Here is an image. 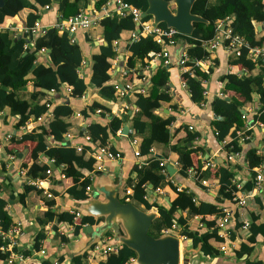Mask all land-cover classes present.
Listing matches in <instances>:
<instances>
[{
  "label": "trees",
  "instance_id": "1",
  "mask_svg": "<svg viewBox=\"0 0 264 264\" xmlns=\"http://www.w3.org/2000/svg\"><path fill=\"white\" fill-rule=\"evenodd\" d=\"M95 13L101 11L110 0H93ZM171 1V0H169ZM89 0H61L59 3V13L62 18L76 16L81 10L86 9V3ZM125 2L146 10L148 7L147 0H125ZM53 0H5V4L0 8V112L7 111L10 116L16 117L15 126L17 128L26 127L31 118H35L40 124L29 129L27 132L19 136H11L8 145L12 143H24L28 141L35 142V146L31 152V163H21L20 169L26 172L28 177L36 179L37 177H45L46 170L49 167L47 163L39 165L38 159L44 154L48 160H52L59 167L64 163H73L69 168L63 170L65 178L72 177L75 181L72 185L66 187V193L78 200H87L90 195L87 187L92 184L90 176L95 172L98 165L92 155V151L100 146H108L109 150L117 153L109 144L111 137L115 136L117 131L121 129L125 120L122 117L110 115L107 123L91 121L86 128L78 127L79 135H89L91 142L89 144H79L82 146L80 152L77 151V145L71 144L66 146V135L72 133L74 128L73 118L74 110L70 102L58 104L50 111V105L54 98L52 95L42 91L59 92L63 84L68 85L72 89L74 96H81L87 91L89 83L99 88V94L106 100L118 101L119 94H115L114 87L107 85L110 78L109 70L113 67V61L117 57L115 42L119 43L122 34L131 33V42L128 44L130 56L127 60L128 72L125 74L130 79L131 74H135L137 79L146 77L148 80V93L146 95L137 94L135 104L137 111L131 116L132 131L130 137L138 138V146L140 155H150L151 149L155 144L170 146L171 150L179 156L178 162L181 165L180 173L187 175V169L193 168L197 170L195 179L198 183L206 179L208 182L216 180L218 182V201L226 199L232 200V193L235 186V171L231 162H227L225 166H221L218 170L213 171L211 168L203 169L201 161L198 166L194 167L192 154L201 150L194 147L193 143L197 136V132H191L188 127L183 131L186 133L173 143V131L169 127L175 116L162 117L155 114V110L161 108L165 101H169L167 84L170 80V66L163 65L158 61L150 75L145 73L146 66L151 65L154 60V54L160 51V45L152 36L139 34L135 36L136 23L131 14L125 16H103L96 25L102 28L103 39L106 45L101 44L98 47L97 54L92 56V76L90 82L87 83L84 77L80 76L84 56L80 45L72 40L73 36L64 31L59 33L55 27H51L41 34H38L32 42L33 35L31 29L38 23L40 13L43 8L50 7ZM39 6L41 8H39ZM25 9L30 10L25 19L24 30L19 36H12L10 30H4L6 23L20 15ZM192 12L207 20V22L195 23V29L191 36L179 34V38L188 43L186 52L190 60H201L209 55L206 48L203 47L204 41H209L220 32L219 22L231 20L229 27L233 35H237L245 39L250 46H263L264 34L260 36V31L256 29V23L264 22V0H196L192 7ZM151 19L147 16L145 20ZM165 27V24H160ZM226 40V44H228ZM48 49L51 65L47 66L44 62H38L40 51ZM249 49L243 47L240 55L231 53L229 64L238 69L231 70L221 77L224 83L223 93L226 97L218 96L212 101V110L214 118L212 125L218 138L223 142L228 136L233 137L236 141L235 150H241L238 146L237 130H242L247 123L242 116L246 115L243 111L246 104H253L254 97L258 96L259 106L254 113L253 119L256 123L264 124V60L259 59L252 61L248 57ZM192 61L188 62L191 65ZM259 69L257 74H253L255 69ZM242 69H247L248 74H243ZM211 69L196 68V74L191 75L184 72L183 81L188 85L192 100L200 104L205 101L203 79L208 78ZM134 84V81H131ZM5 85L7 89L1 86ZM28 87H32L31 90ZM136 87V86H135ZM229 91H235L239 97L229 95ZM229 97L230 100L226 98ZM101 109V116L110 111L99 102H94L88 107L81 110L80 116L77 118L89 119ZM51 113L52 115H49ZM108 114V115H109ZM182 129V128H181ZM252 128L248 127L246 134L252 133ZM53 137V144L49 143L48 137ZM190 144V145H189ZM8 145H5L7 147ZM6 153L15 155L16 150L6 148ZM160 160L152 156L147 164L136 166V180L130 179L128 186L133 187L132 195L120 193L119 198L122 202H131L144 211L152 208L157 210L158 216L153 220L149 229V234L155 238L164 235L166 229H170L174 223L178 229L173 231V235L187 236L192 238L193 246H199L203 256H213L219 253L218 249L210 242L212 239L224 243V239L219 236L218 219L225 215V211L219 209L217 205L201 202H194L195 194L187 191L178 192L177 197L168 207L160 202H150L148 200L151 191L158 188L163 189L168 184L167 175L162 172ZM246 160L251 172V180L245 185L247 191H252L255 183L257 172L253 171L255 167L264 166V154H258L256 148H251L246 155ZM1 169L5 171L6 162H2ZM81 179H83L81 181ZM81 181V182H80ZM152 185L151 188L148 186ZM5 181H0V193H6ZM175 189V188H174ZM42 190L25 182L22 192L15 193L11 191L8 194L9 199L20 202L23 207L27 205L28 195ZM43 194V192H42ZM44 195V194H43ZM45 196V195H44ZM46 197V196H45ZM8 198L0 195V229L7 232L16 225L13 214L9 210ZM48 198V197H47ZM47 205L49 208L41 217H38L40 229L34 239V249L39 250L41 243L47 238L45 226L53 221L65 222L73 227L74 234H79L85 225H98L100 218L91 215H82L81 218L74 219V215L68 211H54L55 197L48 198ZM257 210L242 207L237 208L233 212L232 221L233 228H229L230 240L236 243L237 257L241 258L250 255L253 250V244L258 236L264 239V195L254 198ZM187 211V220L197 215H214L215 221L205 222L209 227H214L211 232L198 234L189 229L188 222L185 218L176 217L177 211ZM246 221L250 222L249 236L247 242L241 241L236 234L238 229L242 228ZM63 243H67L69 238L66 234L59 235ZM114 236V232L109 230L105 237ZM238 236V237H237ZM7 244L0 236V246ZM25 256L32 253L30 250H18ZM89 252V251H88ZM84 252L72 258V264H133L137 257V253L125 245H122L117 252H109L106 254L96 255L89 260V253ZM9 252L0 250V261H5L9 257ZM247 264H255L250 260ZM42 264H51L50 261H43ZM260 264V263H256Z\"/></svg>",
  "mask_w": 264,
  "mask_h": 264
},
{
  "label": "crops",
  "instance_id": "2",
  "mask_svg": "<svg viewBox=\"0 0 264 264\" xmlns=\"http://www.w3.org/2000/svg\"><path fill=\"white\" fill-rule=\"evenodd\" d=\"M116 6V0H110L108 4L99 12L95 13L94 10V1L89 0L86 3V9L81 10L85 16L92 18L97 17L98 19L103 16H112ZM30 10L25 9L20 15H17L13 19L9 20L4 30H10L12 36L21 35L24 29V23L22 20L25 19L26 15ZM66 19V18H64ZM232 20V19H231ZM231 20L226 22H219V28L223 24H226V27H229ZM61 21V15L59 13V3L53 2L50 7H45L40 13L38 24L41 27V30L38 34L43 33L51 27H55L56 24ZM256 29L264 34V22L256 23ZM222 31V30H221ZM34 35L32 39L31 46L33 41L37 37ZM137 34V28L136 32ZM74 41H76L83 52V62L79 70L80 76L84 77L86 82L89 83L93 70H92V56L97 54L98 47L103 44L106 45V41L103 39L102 28L96 26L94 28H79L75 33L72 34ZM131 33L125 32L122 34L121 39L118 42H115L117 57L113 61V67L109 70L110 78L107 81V85L114 87L116 91L115 94H119L120 98L118 101L106 100L102 98L99 94V88L89 83L87 91H85L81 96H74L72 93H69L66 84L61 86L59 92H54L58 96H53L54 100L51 103L50 111H52L56 105L63 104L65 102H70L75 113L80 112L84 108L93 104L94 102H99L104 105L109 111L105 116H101V113L96 112L91 118H73L74 128H72V139L70 138L71 144H89V141H86L84 136L79 135L78 127L86 128L87 124L91 121L107 123L111 118L110 115L114 116L127 117L126 123L124 122L121 129L125 124L128 125L130 133L132 131V121L131 116L136 112L137 106L135 104L137 94L146 95L148 93L147 84L148 80L142 81V78L137 79L135 74H131L130 79L126 78V73L128 72L127 60L130 56L128 50V44L131 42ZM188 43L179 38L178 43L175 46H170V57L172 61L170 69V80L167 84L168 94L170 97L169 101L162 103L161 108L155 110V114H158L162 117H170L171 115L175 116L169 126L173 131V143L176 142L181 137H184L186 133L183 131L185 127H188V130L191 132H197V136L194 140L193 146L201 148L197 153L192 154L193 166H198V161H201L203 169L208 167L211 170L216 171L221 166H225L229 162V155L234 153L236 147V141L233 137L228 136L223 142L217 136V133L214 130L212 125V120L214 118V112L212 110V101L220 96V93H223L224 83L221 81V77L230 72L231 70H236L238 68L233 67L229 64L231 59V52L224 48L223 46H217L216 48L210 49L208 46H203L209 52V55L200 61L202 62V69H211V72L208 74V78L203 82L205 89V101L197 104L192 100V94L188 85L183 81L182 75L183 71L179 66V58L183 51H186ZM210 49V50H209ZM50 51L47 49L44 53H41L38 62H44L47 66L51 65L49 59ZM156 66V63L151 62L150 69L146 70L145 73L150 75L153 72V68ZM124 68L123 71H121ZM244 69H242L243 71ZM241 71V72H242ZM259 69H255L253 74H257ZM134 81L136 87L126 91L124 85L129 82ZM118 88V89H117ZM29 90L32 87H28ZM225 95V93H224ZM229 95H233L240 98V95L235 91H229ZM226 97V95H225ZM229 98V97H228ZM258 96L254 97L253 104H246L243 111L246 113V124L242 130H237L236 135L238 136V146L241 150L237 152L239 155L231 161L233 165V170L235 171V186L234 191L239 189L240 192L248 195L247 198V208L251 210H257L258 206L254 202V198L257 196L262 197L264 193L258 192L254 187L252 191H247L245 185L251 180V172L248 162L246 160V155L251 148H256L258 154H264V124L254 122L253 116L257 111L259 106ZM74 113V115H75ZM109 114V115H108ZM251 121L254 122V126H251ZM16 117L10 116L7 114V111L0 112V181H5L6 193H3L5 198H8V194L11 191L15 193L22 192L26 182V176L21 173L20 164L21 163H31V152L35 146V142L28 141L24 143H12L8 145V140L11 136H19L34 126L40 124L35 118H31L27 129L25 127L17 128L15 126ZM190 126L193 129H190ZM248 127L252 128V133L248 136L246 141H242L241 137L246 134ZM182 128V129H181ZM129 133V134H130ZM128 135L117 134L110 138L109 144L115 149L118 154L116 160H107L103 164L102 168L112 173L115 178H119L123 183L120 193L124 194V190L129 187L128 182L130 179L136 180V172L134 171L136 166H142L147 164L149 158L152 156L157 157L161 160H166L167 165L173 166L175 161H178L179 156L176 152L171 150L170 146L158 145L155 144L152 147L150 155H136V151L139 150V144H134L133 140L138 138H132ZM49 143L53 144V137L49 136ZM67 140V139H66ZM138 141V140H137ZM5 145H8L5 147ZM6 148L9 150H16L18 152L17 157L13 160L5 152ZM15 156V155H14ZM2 162H6V169L3 171L1 169ZM39 165L47 163L52 169V176L37 177V178H46L43 180V185L47 190H49L55 199L54 211L57 212H71L72 210H79V205L83 200H78L71 197L66 193V187L70 184L72 185L75 181L72 177L68 179L60 178V173L63 172L66 168H69L73 163H64L63 165L57 167L52 160H48V157L42 154L37 162ZM54 164V167L51 166ZM174 167V166H173ZM175 168V167H174ZM181 165L176 167V172L171 176L168 172L167 176V186L162 189V192L151 191L148 197L150 202L156 201L160 202L168 207H171L172 202L178 195L180 191L193 192L195 194L194 202L199 204L201 202L211 203L217 205L219 209H232L235 211V205L228 199L218 201V182L216 180L212 181L214 186H204L197 182L192 176L181 175L180 173ZM255 172H262L264 177V166L255 167L253 169ZM36 178V179H37ZM94 179L91 184V191L89 195L91 196L93 192V187L97 176L94 175ZM83 179H81L82 181ZM80 181V182H81ZM152 185L148 187L151 188ZM175 188V189H174ZM179 190V191H178ZM119 193V194H120ZM47 197H45L42 192L38 193L36 190L31 192L28 195L27 205H23L14 201L12 205L9 204V210L13 214L14 221L21 222L23 226V234L19 237V247L18 250H30L29 259L26 262H17L14 264H42L43 261H50L51 264L57 262L58 264H72V258L76 255H81L84 252H88L91 248V244L101 241L104 242L110 237H105V235L100 239L93 238L83 233L82 230L79 234H74L73 227L65 222L58 223L53 221L48 223L45 226L47 233V238L42 241L41 248L39 250L34 249V239L37 234V231L40 229L38 223V217H41L42 214L47 211L49 206L47 205ZM48 199V198H47ZM82 215L84 213L81 211ZM181 216L186 218L187 211L178 210L176 217ZM216 216L212 215H197L187 220L189 229L198 234L211 232L214 227H209L208 222L215 221ZM233 221L226 226L227 233L224 231H219V236L222 237L228 243L226 249H222L223 243L218 242L212 239L210 242L218 249L219 253L213 256H203L200 252L199 246H193L192 238L187 236L175 235L179 238L181 242L182 257L181 264H247L246 261L250 260L253 263L264 264V239L260 235L257 237L256 242L253 244V250L250 255H245L241 258L237 257L236 243L233 240H230V231L229 228H233ZM114 236L108 240L109 243L116 242V232H120L119 228L112 230ZM0 229V233H1ZM66 234L69 238L67 243H63L59 235ZM236 234L240 237L241 241L247 242L249 236V229L244 230L242 228L236 231ZM237 236V237H238ZM234 243L232 246L230 244ZM238 247V246H237ZM43 250L44 253L40 252ZM0 264H10L5 261H0ZM135 264V261H133Z\"/></svg>",
  "mask_w": 264,
  "mask_h": 264
},
{
  "label": "built area",
  "instance_id": "3",
  "mask_svg": "<svg viewBox=\"0 0 264 264\" xmlns=\"http://www.w3.org/2000/svg\"><path fill=\"white\" fill-rule=\"evenodd\" d=\"M143 13H144V10H142L138 7H135V6L131 5L130 3L125 2V0H116V6H115V9L113 12V14H116V15L121 16V17L125 16L127 14H131L134 22L136 23L137 28L138 27L140 28L138 35L141 34V35H145V36H152L154 38V40L161 47L160 51H158L157 53L154 54V60H155L154 62L157 64V62L160 61V62H162L163 65H166V66L172 65L169 47L175 46L178 43L179 34H181V33L174 28L163 27L161 25L155 24L152 18L149 20H145V18L142 17ZM98 22H99V19L97 17L89 18V17L85 16V14L83 12L80 11V13H78L76 16H72V17H69L66 19L61 17V21H59L56 24L55 28L58 30L59 33L67 31L72 35L79 28L89 29L91 26L96 25ZM218 27H219V25H218ZM40 30H41V27L37 23L31 29V33L33 35V38H34V35H36L40 32ZM23 31H28V30L23 29ZM138 35L135 34V36H138ZM72 40H74V38H72ZM226 40L229 41L228 44L225 43ZM26 46H31V43H29V45H26ZM203 46H208L210 49L216 48L217 46H223L224 48L229 50L231 53H235L236 55H240L241 49L243 47H246L249 49L248 57L252 61L255 62L259 59L264 60V45L263 46H250L248 44V42L245 39H243L242 37L237 36V35H233L230 27H226V29L222 30V31L220 30V32H218L213 39H211L209 41H204ZM45 51H46V49L43 48L39 54L41 55V53H44ZM189 61H192L191 65H188ZM179 66L183 72H188L191 75H195L196 74V68L202 67V62L198 59L190 60L187 52L183 51L180 58H179ZM146 69L147 70L150 69V65H147ZM242 72L245 75L248 74L247 69H244ZM146 80H147L146 77L142 78V81H146ZM205 81H206V79H203V82H205ZM134 87L135 86L133 85V82H131V81L127 82L124 85V89L126 91H129V90L133 89ZM67 88H68L69 93H72L71 87L67 86ZM147 88H148V84H147ZM204 93H205V91H204ZM220 96L225 97L224 93H220ZM50 107H51V105H50ZM97 112L101 113L103 111L101 109H98ZM48 114L52 115L51 113H48ZM74 116L78 117V116H80V113L79 112L75 113ZM242 117L244 119H246V115H243ZM38 120H41V119H38ZM190 129H193V127L190 126ZM117 134H123L122 129H119L117 131ZM248 136L249 135H243L241 137V140L246 141L248 139ZM70 138L72 139V135L67 134L66 139L69 140ZM84 138L86 141L91 142V138L89 135H85ZM133 142H134V144H138L137 140H133ZM76 149L78 152H80L82 150V146L77 145ZM91 153L98 163L95 172L103 169L102 167H103V164L105 163V161L116 160L118 158V154L109 150L108 146L97 147ZM135 153L137 156H140L139 150H137ZM238 155H239V153L237 151L230 154L228 157L229 162L234 160ZM8 157L12 160L15 158L14 155H9ZM179 165H180V163L178 161H175L173 164V166L175 168L178 167ZM160 166L162 167V172L168 176V171H167V167H166L167 161L166 160H160ZM259 167H263V165L259 166ZM95 172L90 176L91 181L94 179L93 177L95 175ZM21 173L26 176V172L24 170H21ZM187 174H188V176H192L195 179V176L197 174V170H195L193 168H188ZM47 175L52 176V169L51 168H48L46 170V176ZM26 178H27L26 182L28 184H31V185L35 186L37 189L42 190L43 194L46 197H48V198L54 197V195L49 190H47V188H45L43 185V180L46 178L33 179L31 177H28V176H26ZM60 178L64 179L65 173L61 172ZM201 184L204 186H207V187L214 186L213 182H208L206 179L201 180ZM254 188L256 190H258V192L264 193V177H263L262 172L257 173V176L255 177ZM125 190H126L127 195H132V193H133V187L132 186L127 187ZM87 191L88 192L91 191V185L87 187ZM156 191L162 192V189L158 188ZM232 195L233 196H232L231 202L235 205L236 209L247 206L248 195L240 192L239 189L237 191L233 190ZM224 211H225V215L218 219V227L220 228L219 231H224L225 233H227L226 226L231 223V219H232V215H233L234 211L232 209H224ZM70 213H72L74 215L75 220L82 217V213L80 210H72ZM249 226H250V222L246 221L244 223V225L242 226V229L248 230ZM177 229H178V226L176 223H174L170 229H166L164 231V235L165 234H172V232L177 230ZM22 234H23V226H22L21 222H17L16 225H14L12 228H10L7 232H1L0 233V236L2 237V239L4 241H7V244H3L0 246V250L2 252H9L10 253L9 257L7 259V262L10 264H14L17 262H26L29 259V256H25L22 253L17 251V249L20 245L19 244V237ZM108 240H106L104 242H101L102 241L101 240V241H98V242L91 244L92 246L88 252L89 253L88 259L92 260L96 255H99V254H106L109 252H117L120 249V247L122 246V244L120 242L109 243ZM227 245H228V243H226V242L223 243L222 249L223 250L226 249ZM230 245L234 246L235 244L232 243ZM40 252L44 253V251L42 249L40 250ZM53 264H58V263L54 262Z\"/></svg>",
  "mask_w": 264,
  "mask_h": 264
},
{
  "label": "water",
  "instance_id": "4",
  "mask_svg": "<svg viewBox=\"0 0 264 264\" xmlns=\"http://www.w3.org/2000/svg\"><path fill=\"white\" fill-rule=\"evenodd\" d=\"M61 0H53L60 3ZM148 7L142 17L151 16L157 25L165 24V27L174 28L182 35L191 36L194 32L195 23L207 22L203 17L192 12V7L196 0H147ZM5 4V0H0V8ZM174 6V8L172 7ZM39 8H41L39 6ZM226 29V24L221 26V30ZM140 28H137V35ZM124 68L121 70L123 71ZM7 89L5 85L1 86ZM43 92L58 96L53 91L42 89ZM230 100V98H226ZM125 123L127 117H124ZM251 126L254 122L251 121ZM122 133H130L127 124L124 125ZM66 146H70V140H66ZM190 145V144H189ZM54 167V164H51ZM167 171L171 176L176 172V168L167 165ZM103 168L95 172V181L91 196L79 205V210L84 215H91L100 218L98 225H85L82 232L100 240L107 231L119 227L123 234L116 236V242L127 246L137 253L135 264H181L180 240L173 234H165L155 238L149 234V229L153 220L158 216L157 210L152 208L144 211L131 202H122L119 193L122 188V181L112 173ZM152 187V186H151ZM3 196V193H0ZM10 205L14 200L8 198Z\"/></svg>",
  "mask_w": 264,
  "mask_h": 264
},
{
  "label": "rangeland",
  "instance_id": "5",
  "mask_svg": "<svg viewBox=\"0 0 264 264\" xmlns=\"http://www.w3.org/2000/svg\"><path fill=\"white\" fill-rule=\"evenodd\" d=\"M172 7L174 8V6H172ZM117 228H119V227H115V230H116ZM113 230H114V229H113ZM119 230H120V232L118 231V232H116V234H118V235H119V234H123V231H122L120 228H119ZM114 233H115V232H114ZM118 235H117V236H118Z\"/></svg>",
  "mask_w": 264,
  "mask_h": 264
},
{
  "label": "bare ground",
  "instance_id": "6",
  "mask_svg": "<svg viewBox=\"0 0 264 264\" xmlns=\"http://www.w3.org/2000/svg\"><path fill=\"white\" fill-rule=\"evenodd\" d=\"M180 247H181V244H180ZM182 248V247H181ZM182 250V249H181Z\"/></svg>",
  "mask_w": 264,
  "mask_h": 264
}]
</instances>
